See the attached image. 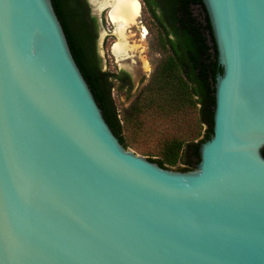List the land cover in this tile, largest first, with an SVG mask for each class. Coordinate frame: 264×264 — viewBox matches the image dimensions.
I'll return each mask as SVG.
<instances>
[{
    "label": "water",
    "instance_id": "obj_1",
    "mask_svg": "<svg viewBox=\"0 0 264 264\" xmlns=\"http://www.w3.org/2000/svg\"><path fill=\"white\" fill-rule=\"evenodd\" d=\"M221 69L189 172L127 152L51 0H0V264H264V0H201Z\"/></svg>",
    "mask_w": 264,
    "mask_h": 264
},
{
    "label": "trees",
    "instance_id": "obj_2",
    "mask_svg": "<svg viewBox=\"0 0 264 264\" xmlns=\"http://www.w3.org/2000/svg\"><path fill=\"white\" fill-rule=\"evenodd\" d=\"M160 30L170 53L155 79L156 89L168 95L169 100L183 105L195 106L199 123L206 130L199 143H171L161 159H148L162 169L182 165L180 172H189L199 162V147L212 133L214 90L212 81L218 72L216 56L212 53L207 33L208 20L203 16L201 0H141ZM53 9L65 33L71 54L84 80L102 112V116L126 148L122 136L123 127L111 98L113 83L131 87L130 76L102 72L96 54L95 37L87 27V9L83 0H51ZM196 6L199 8L195 10ZM94 20L93 18H91ZM264 157V150L262 151Z\"/></svg>",
    "mask_w": 264,
    "mask_h": 264
},
{
    "label": "rangeland",
    "instance_id": "obj_3",
    "mask_svg": "<svg viewBox=\"0 0 264 264\" xmlns=\"http://www.w3.org/2000/svg\"><path fill=\"white\" fill-rule=\"evenodd\" d=\"M138 1L141 16L137 26L131 30L134 35L131 41L140 48L133 60L126 63H133V66H121L112 56L111 48L116 37L105 11L96 15L101 19L96 51L102 72L116 74L124 71L130 76V88L113 83L110 92L123 127L125 150L146 160H158L171 143H199L206 128L199 123L195 106L183 105L180 108L178 101L169 100L166 93L156 89L155 79L170 53L147 8L141 0ZM142 28L146 30L144 37ZM167 168L170 172H180L183 166Z\"/></svg>",
    "mask_w": 264,
    "mask_h": 264
},
{
    "label": "bare ground",
    "instance_id": "obj_4",
    "mask_svg": "<svg viewBox=\"0 0 264 264\" xmlns=\"http://www.w3.org/2000/svg\"><path fill=\"white\" fill-rule=\"evenodd\" d=\"M94 7V12L100 13L105 8H109L108 20L113 26V34L116 37V42L111 48V54L116 62L121 66L131 68L133 63L127 65L128 61L133 60L134 54L139 50L131 38L132 29L137 26L141 16V5L138 0H89ZM143 29V28H142ZM146 30L143 29V36ZM145 67L146 64H145Z\"/></svg>",
    "mask_w": 264,
    "mask_h": 264
},
{
    "label": "flooded vegetation",
    "instance_id": "obj_5",
    "mask_svg": "<svg viewBox=\"0 0 264 264\" xmlns=\"http://www.w3.org/2000/svg\"><path fill=\"white\" fill-rule=\"evenodd\" d=\"M83 1H84L85 5H86V9H87V13H88L87 14L88 21H87L86 29L91 35H93L95 37V48H96L97 47L98 37H99V27L101 25V19H99L96 16V15H98V13L94 12V7L90 3V1L89 0H83ZM96 1H101V0H96ZM195 10L198 11L199 8L196 6ZM104 11L107 12V19H108L109 8H105V10L103 9L102 12H100L99 14L103 13ZM91 18H93L94 20H92ZM152 20L154 21L153 18H152ZM96 54H97V51H96ZM97 57H98V55H97Z\"/></svg>",
    "mask_w": 264,
    "mask_h": 264
}]
</instances>
